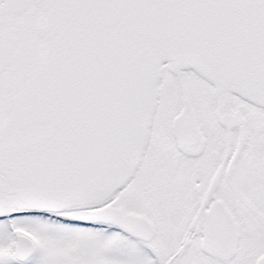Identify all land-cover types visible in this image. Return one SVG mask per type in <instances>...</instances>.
<instances>
[{"label": "snow or ice", "instance_id": "6c2138e0", "mask_svg": "<svg viewBox=\"0 0 264 264\" xmlns=\"http://www.w3.org/2000/svg\"><path fill=\"white\" fill-rule=\"evenodd\" d=\"M0 264H264V0H0Z\"/></svg>", "mask_w": 264, "mask_h": 264}]
</instances>
